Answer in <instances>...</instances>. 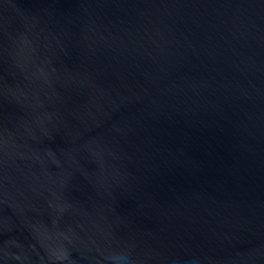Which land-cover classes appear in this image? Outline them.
<instances>
[{
  "label": "water",
  "instance_id": "obj_1",
  "mask_svg": "<svg viewBox=\"0 0 264 264\" xmlns=\"http://www.w3.org/2000/svg\"><path fill=\"white\" fill-rule=\"evenodd\" d=\"M0 264H264V0H0Z\"/></svg>",
  "mask_w": 264,
  "mask_h": 264
}]
</instances>
